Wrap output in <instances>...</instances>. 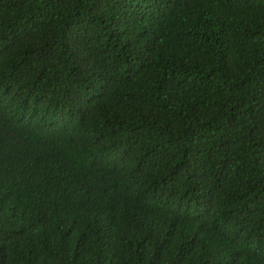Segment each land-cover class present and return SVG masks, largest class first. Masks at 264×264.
Returning a JSON list of instances; mask_svg holds the SVG:
<instances>
[{"label": "trees", "instance_id": "16d2710c", "mask_svg": "<svg viewBox=\"0 0 264 264\" xmlns=\"http://www.w3.org/2000/svg\"><path fill=\"white\" fill-rule=\"evenodd\" d=\"M0 264H264V0H0Z\"/></svg>", "mask_w": 264, "mask_h": 264}]
</instances>
